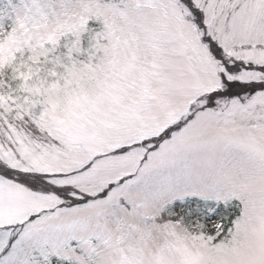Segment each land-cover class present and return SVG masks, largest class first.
I'll return each mask as SVG.
<instances>
[{"label": "snow or ice", "instance_id": "obj_1", "mask_svg": "<svg viewBox=\"0 0 264 264\" xmlns=\"http://www.w3.org/2000/svg\"><path fill=\"white\" fill-rule=\"evenodd\" d=\"M0 264H264V0H0Z\"/></svg>", "mask_w": 264, "mask_h": 264}]
</instances>
